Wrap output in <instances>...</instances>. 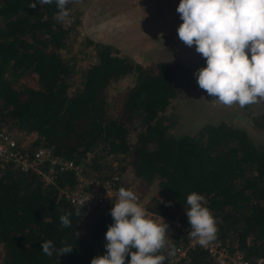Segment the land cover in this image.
Returning <instances> with one entry per match:
<instances>
[{"label": "trees", "instance_id": "1", "mask_svg": "<svg viewBox=\"0 0 264 264\" xmlns=\"http://www.w3.org/2000/svg\"><path fill=\"white\" fill-rule=\"evenodd\" d=\"M32 2L0 0V127L30 136V149L43 145L82 161L90 176L121 174L144 208L164 219L189 224L187 195L202 194L216 238L264 264V139L255 142L224 121L203 123L193 133L174 130L176 113L166 112L177 91L172 64H143L111 43L86 38L78 51L90 52L79 65L61 54L71 23L57 21L55 3L31 8ZM24 75L34 84L22 82ZM122 79L128 83L112 94L111 85ZM253 121L264 132V113ZM63 184H73L70 171L44 184L31 170L0 167V264H90L106 253L110 209L85 210L57 197ZM69 211L71 227H62L59 218ZM45 240L56 249L66 241L73 251L48 257L41 250ZM176 264L213 263L194 247Z\"/></svg>", "mask_w": 264, "mask_h": 264}, {"label": "clouds", "instance_id": "2", "mask_svg": "<svg viewBox=\"0 0 264 264\" xmlns=\"http://www.w3.org/2000/svg\"><path fill=\"white\" fill-rule=\"evenodd\" d=\"M73 2L80 0H33L29 7L55 3L56 19L64 23ZM176 10L182 20L179 39L189 47L195 45L206 60L194 73L198 86L223 106L244 108L264 100V0H180ZM113 201L114 222L105 233L106 253L93 257L90 264H125L128 255L127 264H164L176 254L166 238L168 225L151 218L133 190L120 187ZM186 203L188 235L207 247L216 239L217 224L206 199L192 191ZM79 212L77 208L75 214ZM72 215L71 211L61 214L62 227H71ZM61 245L56 249L52 240H45L41 250L48 257L54 251L59 256L73 251L66 241Z\"/></svg>", "mask_w": 264, "mask_h": 264}, {"label": "rangeland", "instance_id": "3", "mask_svg": "<svg viewBox=\"0 0 264 264\" xmlns=\"http://www.w3.org/2000/svg\"><path fill=\"white\" fill-rule=\"evenodd\" d=\"M179 1L168 0L165 4L167 7L177 8ZM128 3L130 0L73 2L69 17L66 19L71 23L69 40L66 47L61 50V54L65 57L73 55L77 64L84 65L90 49L83 47L84 50L78 51L81 46L79 41L90 38L111 43L116 50L127 53L135 61L143 64L153 59L164 60L173 65L171 77L175 81L177 90L166 108V112L176 113L174 130L193 133L203 123L224 121L244 129L255 142L264 139L263 130H260L253 121L264 113V100L244 108L239 105L223 106L198 86L194 73L198 68L206 65V60L196 52L195 45L189 47L179 39L177 28L182 23L179 13L170 12L161 4L150 5L151 1L140 6V8L144 7L142 13L137 7L131 10ZM151 18L155 21L152 22ZM161 24L171 30L166 34L163 33L165 34L163 38L158 37V40L154 38L150 43L129 42V39L148 36L144 33L153 31ZM70 80L71 85H75L77 75L73 74ZM125 80L127 79L113 83L111 93L125 86L128 83V80ZM21 81L29 85L34 84L30 76H22ZM11 135L22 144H27L31 140L30 136L22 135L20 132ZM114 165L116 160L111 162L110 167Z\"/></svg>", "mask_w": 264, "mask_h": 264}, {"label": "built area", "instance_id": "4", "mask_svg": "<svg viewBox=\"0 0 264 264\" xmlns=\"http://www.w3.org/2000/svg\"><path fill=\"white\" fill-rule=\"evenodd\" d=\"M4 163H11V165L21 170L35 172L44 184L54 183L58 173L70 171L73 184L71 186L58 185L56 196L85 210L94 204H99L111 210L118 189L122 186L131 189L129 184L122 183L124 177L121 174L112 173L105 178L90 176L82 161L74 162L70 158L55 155L49 147L43 145L30 149L28 144L20 143L5 127L1 126L0 167ZM136 195L138 203L144 207L143 198L137 193ZM82 204L83 206H81ZM148 214L157 222H162L163 219L168 225L166 238L169 244L176 249V254L168 257L164 264H176L185 258L188 251L194 247L204 250L213 264H263L261 258L249 259L239 249L229 247L225 239L216 238L207 247H202L188 235L191 226L187 222L180 219H164L158 214L150 212ZM164 254L167 256L168 250H165Z\"/></svg>", "mask_w": 264, "mask_h": 264}, {"label": "crops", "instance_id": "5", "mask_svg": "<svg viewBox=\"0 0 264 264\" xmlns=\"http://www.w3.org/2000/svg\"><path fill=\"white\" fill-rule=\"evenodd\" d=\"M149 1H151V4L150 5H153V4H157V5H160L161 4V6L163 7V8H167L168 10H170V12H176L177 10V8H175L174 6L173 7H167L166 6V1H168V0H162L161 2H160V0H149ZM149 1H147V0H130V3H128L129 4V8L132 10L134 7H137V8H139L140 10H141V12L143 13V9H144V7H141L140 8V6L141 5H144V4H146V3H148ZM179 1V0H178ZM155 2V3H154ZM160 2V3H159ZM175 2H177V1H175ZM180 2V1H179ZM153 3V4H152ZM127 10V9H126ZM140 10H139V12H138V14L140 13ZM131 13H133V12H131ZM152 19V22L153 21H155V19L154 18H151ZM159 28V29H158ZM164 31H166V32H164ZM171 30H170V28H166L165 27V25H163V24H161V25H159L157 28H155L153 31H151V32H147V33H144V34H147L148 36H146V37H137V38H135V40H130L129 39V42H132V41H134V44L135 43H138L139 41H143V42H145V43H150L151 42V40L152 39H154V38H157L156 40H158V37H160V38H163V35H165L167 32H170ZM163 33H165V34H163ZM128 40V39H127Z\"/></svg>", "mask_w": 264, "mask_h": 264}]
</instances>
